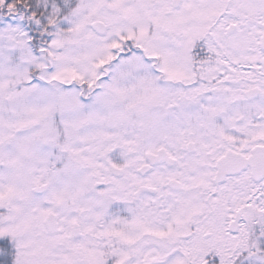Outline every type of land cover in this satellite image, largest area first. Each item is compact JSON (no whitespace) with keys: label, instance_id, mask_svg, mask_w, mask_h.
I'll use <instances>...</instances> for the list:
<instances>
[{"label":"snow or ice","instance_id":"6c2138e0","mask_svg":"<svg viewBox=\"0 0 264 264\" xmlns=\"http://www.w3.org/2000/svg\"><path fill=\"white\" fill-rule=\"evenodd\" d=\"M0 264H264V0H0Z\"/></svg>","mask_w":264,"mask_h":264}]
</instances>
